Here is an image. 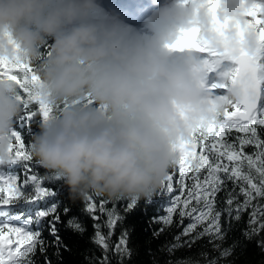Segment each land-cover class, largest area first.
<instances>
[{
    "label": "clouds",
    "instance_id": "9594fccd",
    "mask_svg": "<svg viewBox=\"0 0 264 264\" xmlns=\"http://www.w3.org/2000/svg\"><path fill=\"white\" fill-rule=\"evenodd\" d=\"M256 3L152 0L140 32L101 0H0V60L32 66L34 92L59 106L29 143L32 158L73 200L150 201L176 146L241 99L239 86L218 97L201 52L173 45L194 32L218 54L255 55L260 39L247 13ZM23 112L17 84L0 79V161L11 158Z\"/></svg>",
    "mask_w": 264,
    "mask_h": 264
},
{
    "label": "snow or ice",
    "instance_id": "6c2138e0",
    "mask_svg": "<svg viewBox=\"0 0 264 264\" xmlns=\"http://www.w3.org/2000/svg\"><path fill=\"white\" fill-rule=\"evenodd\" d=\"M206 2L215 5L218 0ZM247 14L252 17L248 27L255 28L260 39V47L255 55H250L243 48L235 54L231 51L218 54L207 45L198 43L194 32L185 33L183 39L173 45L180 49L185 46L195 47L201 53L208 54L209 59L205 60V64L209 73L220 67L225 60L234 62L235 66L224 72L218 82H206V87L223 98L228 88L239 86L241 99L237 102L229 101V106L217 119L202 123L193 130L189 139L182 140L175 148L178 158L173 167L174 171L168 174L157 193L168 196L165 215L161 218L153 217L158 222L171 225L173 215L179 209L180 224L183 225L185 218L189 220L183 226L182 232L174 238L175 243L169 245L170 252L185 244L190 247L202 237H208L210 242L223 241L225 229L222 227V214H226L229 221H239L241 214L251 209L249 231L244 233L245 236L251 238L264 230V203L258 201V198L264 200V0H259ZM2 78H7L18 86L20 98L24 101L21 119L27 117L31 120L39 113L47 120L54 108L58 107L46 103L34 92L39 77L30 65L19 61L0 60V79ZM33 104L38 105V112L30 107ZM233 129L244 135L225 139L226 133ZM13 137L15 143L11 158L0 161V217H3L0 219V264H35L32 257L37 249L46 251L45 241L38 230L43 218L53 216L49 221L50 235L54 237L57 247L66 248V245H63L56 228V223L60 220L56 204L40 208L27 219L19 214L10 215V210L5 207L21 201L38 204L55 196V191L44 186V178L33 172L30 163L33 158L21 133L15 130ZM246 146H252L254 151L246 152ZM197 147L200 148V154L196 152ZM16 165L21 166L25 173L20 186H17V175L9 174L5 170L6 166ZM190 171L192 175L188 174ZM50 179L59 178L52 176ZM186 179L191 183L186 184ZM229 182L233 185L231 189H228ZM29 187L31 192L26 191ZM221 191H226V199L222 201L225 207L218 208L217 195ZM176 192L179 194L173 195ZM241 196L242 201L239 199ZM254 201L258 202L253 203ZM85 202V211L94 221L93 242L103 250L104 258L99 264H109V240L114 235L117 221L122 220V217L115 209H106L107 201L104 199L97 204L96 199L90 195ZM135 206L136 202L131 201L125 210L130 211ZM68 211L69 209H64L65 214ZM97 212L107 217L103 224L99 222L100 215ZM34 224L37 226L35 229L32 227ZM68 226L76 231H84L75 219L69 220ZM103 227L108 229L106 234L102 231ZM159 231L162 232L163 229ZM184 236L189 237V240L182 242L181 237ZM260 243L264 246V241ZM127 244L128 232L125 230L111 250L122 260L125 256H131ZM231 252V248H225L220 256L227 257ZM46 264H50V261L46 260ZM175 264L199 262L180 259ZM206 264H217V260H207Z\"/></svg>",
    "mask_w": 264,
    "mask_h": 264
},
{
    "label": "trees",
    "instance_id": "16d2710c",
    "mask_svg": "<svg viewBox=\"0 0 264 264\" xmlns=\"http://www.w3.org/2000/svg\"><path fill=\"white\" fill-rule=\"evenodd\" d=\"M52 40L48 41V44L41 49L44 55H47ZM32 67V66H31ZM32 110L38 112V105L33 104L30 106ZM59 108H54L53 112ZM231 110V109H230ZM22 116V115H21ZM45 119L41 114H37L31 120L27 117L19 118L16 122L15 130L20 132L25 140L26 147L29 149V143L33 139V136L41 131V127ZM260 129L258 128V133ZM236 135H244L243 133H236L233 129L230 133H226L225 139L235 138ZM246 152L251 153L254 151L252 146H246ZM197 154H200V148L196 149ZM31 163L32 170L35 174L44 178V186L50 190L55 191V196L46 198L38 204H28L23 201L20 203L5 206L10 210V215H22L24 219H27L29 215H34L35 211L40 208L50 206L52 204L57 205V213L60 216L59 222L56 223L58 229V235L65 247H57L54 242V237L50 235L49 221L53 219V216L43 218L39 231L41 237L45 241L46 251L41 252L39 249L32 257L35 264H46V260L50 261V264H99L103 260V250L100 246L93 242V236L95 229L93 227L94 221L91 216L85 211V200H73L69 196V190L60 179H50L51 173H48L42 168L36 160L33 159ZM5 170L9 174H16L18 177L17 186H20L23 182L25 173L21 166L16 165L12 167H5ZM174 169L169 170V174L173 173ZM192 175L190 171L188 173ZM174 176V187L175 185ZM191 183L186 179V184ZM233 187L232 183H228V189ZM160 188L157 190L159 192ZM26 191L31 192L29 187ZM187 189H185V192ZM239 191V189H237ZM179 194L178 192L173 195ZM99 204L101 199L107 201L105 207L108 210L115 209L122 220L117 221L114 235L109 240L110 250L108 252L109 264H175L180 259H191L198 261L199 264H206L207 260L215 258L217 264H264V246L261 245V241H264V230H261L258 234H254L251 238L245 236V232L249 231V213L251 209L241 214L239 221H229L226 214H222V227L225 229V236L223 241L215 240L211 241L208 237H202L197 239L189 247L184 245L178 248L174 252H170L168 247L170 244L175 243V237L179 235L183 226H186L189 222L188 218L184 219L183 225L179 222V216L177 211L173 215V221L171 225H165L162 222L154 220L153 217L161 218L165 215V208L168 204V196L165 194H156L150 201L141 200L136 203V206L130 211H126L125 207L131 201H112L101 197L93 196ZM183 199V197H181ZM226 199V191H221L217 195V207L223 208L225 205L222 203ZM241 201L243 197L239 198ZM264 203V200H259ZM254 201L253 203H257ZM69 211L65 214L64 209ZM100 215V223L107 219L106 216ZM3 219V217H0ZM75 219L84 228L83 232L76 231L68 226V221ZM32 227L35 229L37 226L34 224ZM163 229V231H159ZM128 232V248L131 250V256H125L121 260L119 255H116L111 250L118 242V238L124 231ZM102 231L106 234L108 229L102 228ZM193 235H195L193 233ZM189 240V237H181V241ZM217 245V246H214ZM225 248H231V255L227 257H221L220 253ZM205 253V255H201Z\"/></svg>",
    "mask_w": 264,
    "mask_h": 264
},
{
    "label": "rangeland",
    "instance_id": "374dc122",
    "mask_svg": "<svg viewBox=\"0 0 264 264\" xmlns=\"http://www.w3.org/2000/svg\"><path fill=\"white\" fill-rule=\"evenodd\" d=\"M199 55H201L200 58L203 59V60L209 59V56L206 53H201ZM230 68H231V65L229 63L223 61L221 63V65H220V67H218L215 71H212V72L209 73V78H208V81H207L208 84H212L214 82H218L221 79L222 74L224 72H226Z\"/></svg>",
    "mask_w": 264,
    "mask_h": 264
}]
</instances>
